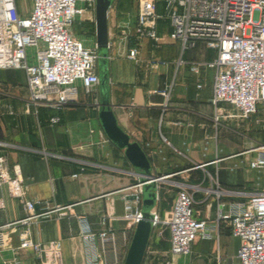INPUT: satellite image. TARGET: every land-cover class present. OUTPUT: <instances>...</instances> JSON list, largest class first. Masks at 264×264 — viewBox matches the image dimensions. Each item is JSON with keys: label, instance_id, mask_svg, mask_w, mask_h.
Masks as SVG:
<instances>
[{"label": "crops", "instance_id": "0c3cea01", "mask_svg": "<svg viewBox=\"0 0 264 264\" xmlns=\"http://www.w3.org/2000/svg\"><path fill=\"white\" fill-rule=\"evenodd\" d=\"M108 20L110 9L106 69L100 70L99 60L97 73L99 78L107 77L106 94L118 127L141 147L151 175L163 178L157 183L156 212L162 216L170 210L176 192L185 188L194 200V217L210 222L216 218L218 204L227 212L231 205L264 192V170L248 168L257 154L253 149L264 145V106L245 121L217 125L211 104L214 71L202 69L196 77L189 70L187 63L211 61L215 51L200 42L181 55L178 43L168 38L166 23L159 22L160 44L153 48L143 41L136 64L126 57L133 42L127 35L135 14L126 24L116 22L121 30ZM75 21L93 23L95 30V10ZM76 38L84 46L96 45V36ZM180 58L185 64H177ZM150 60L165 64L151 67ZM165 86H170L167 100L151 93ZM77 96V104L60 114L48 108L35 114L28 106L24 72L0 70V155L20 173L24 197L35 203V212L57 209L50 218L24 224L27 214L22 204L2 185L0 227L11 246L18 244L25 228L36 242L59 241L62 264H85L77 217H85L94 234L126 229L124 204L130 200L124 196L140 178L139 170L101 128L98 112L104 93L100 84L89 96L78 87ZM55 115L60 121L52 124ZM165 187L175 192L170 205L158 202L159 190ZM164 230L152 231L142 264H240V241L226 222L220 223L212 238L197 237L187 256L169 254V235L165 230L164 236ZM11 258L9 250L0 252V264ZM18 258L21 264H38L30 250L21 251Z\"/></svg>", "mask_w": 264, "mask_h": 264}, {"label": "built area", "instance_id": "2783aa9c", "mask_svg": "<svg viewBox=\"0 0 264 264\" xmlns=\"http://www.w3.org/2000/svg\"><path fill=\"white\" fill-rule=\"evenodd\" d=\"M20 0H0V70L24 72L28 106L37 114L48 108L60 114L78 102V87L91 95L100 84L97 46L86 47L71 32L74 21L85 12L94 13L95 0H30L28 9L18 6ZM168 28V38L178 43L180 53L192 50L200 42L215 51L206 62L187 63L190 72L199 77L202 69L214 71L211 104L212 120L242 122L264 106V0H137L135 22L128 38L132 46L127 59L138 63L141 43L153 48L160 44L158 23ZM109 49V44H108ZM165 63L150 60L158 67ZM178 65L185 64L180 58ZM196 88H202L198 79ZM170 86L151 93L168 99ZM60 121L58 115L52 124ZM256 156L249 161L251 170H264V145L253 149ZM214 161L213 163H217ZM76 177V175H73ZM6 185L12 198L20 201L27 217L47 219L54 211L35 212V203L26 200L18 170L10 169L6 157L0 155V186ZM124 197L134 196L124 204L123 232L91 231L87 219L77 217L79 236L84 245L85 264H123L136 224L143 219L142 190L137 181ZM157 199H158V192ZM221 194L219 190L215 192ZM194 200L185 188L176 192L170 210L160 216L155 207L149 212L153 231L167 230L169 254L187 256L197 237L210 239L220 223L226 222L230 233L240 241L237 259L240 264H264V192L233 204L227 212L218 204L214 221L198 220L193 215ZM101 222H106L102 218ZM0 227V252L9 250L10 260L2 264H21L19 254L30 250L38 264H62L59 241L39 243L25 228L16 246H11ZM167 264H170L167 262Z\"/></svg>", "mask_w": 264, "mask_h": 264}, {"label": "water", "instance_id": "95a60500", "mask_svg": "<svg viewBox=\"0 0 264 264\" xmlns=\"http://www.w3.org/2000/svg\"><path fill=\"white\" fill-rule=\"evenodd\" d=\"M114 0H95V36L98 54L100 56V70L105 71L108 52V26L107 17ZM107 77L102 74L100 77V89L104 93L101 101V109L98 112V119L101 128L111 143L124 151V156L128 162L139 170L142 190V215L133 231L130 244L128 246L123 264H142L153 227L149 221V212L155 207L157 201V183L163 178L152 176L150 173V164L141 147L131 142L129 136L124 133L117 125L114 114L109 104L106 94ZM134 196H128L127 200H133Z\"/></svg>", "mask_w": 264, "mask_h": 264}, {"label": "rangeland", "instance_id": "374dc122", "mask_svg": "<svg viewBox=\"0 0 264 264\" xmlns=\"http://www.w3.org/2000/svg\"><path fill=\"white\" fill-rule=\"evenodd\" d=\"M18 6L23 7L24 9H28L30 6V0H20L18 2ZM137 0H114L111 8H110V25L116 26V22L119 21L122 24H126L129 19H131L136 12ZM126 27V26H123ZM116 30H121L122 28H114ZM72 33L81 39H89L91 36H94V24L89 22L75 21L71 25ZM127 30V29H125ZM86 46L92 48L93 45ZM174 191H170L168 187L159 190V200L160 204L170 205L171 200L174 196ZM164 236L166 235L165 230L163 231Z\"/></svg>", "mask_w": 264, "mask_h": 264}]
</instances>
